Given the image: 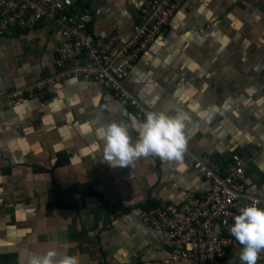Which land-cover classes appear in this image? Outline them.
Masks as SVG:
<instances>
[{
    "label": "crops",
    "instance_id": "crops-1",
    "mask_svg": "<svg viewBox=\"0 0 264 264\" xmlns=\"http://www.w3.org/2000/svg\"><path fill=\"white\" fill-rule=\"evenodd\" d=\"M71 1L90 10L95 35L118 31L127 40L144 0ZM56 35L46 25L0 36V264H26V252L50 246L81 264L164 256L160 234L141 224L139 211L207 191L189 154L223 164L236 152L245 193L264 202V0H183L125 76L146 111L186 114L179 163L104 161L100 125L124 121L135 139L139 122L98 82L65 80L45 102L3 106L7 92L52 73ZM239 250L228 248L221 264H241Z\"/></svg>",
    "mask_w": 264,
    "mask_h": 264
},
{
    "label": "built area",
    "instance_id": "built-area-1",
    "mask_svg": "<svg viewBox=\"0 0 264 264\" xmlns=\"http://www.w3.org/2000/svg\"><path fill=\"white\" fill-rule=\"evenodd\" d=\"M183 0H144L122 40L118 31L95 35L92 14L71 0H0V36L33 30L40 23L56 32L54 71L33 83L14 88L2 98L5 107L30 100L45 102L55 87L69 79L100 83L129 108L137 122L146 111L125 88V76L141 53L164 34V29ZM190 169L208 183L202 195H188L180 203H160L140 209L142 225L160 234L165 255L141 258L132 264H221L228 248L242 247L230 234L233 216L255 196L245 193V160L231 153L219 164L208 155L189 154ZM259 261H264L261 253Z\"/></svg>",
    "mask_w": 264,
    "mask_h": 264
},
{
    "label": "clouds",
    "instance_id": "clouds-1",
    "mask_svg": "<svg viewBox=\"0 0 264 264\" xmlns=\"http://www.w3.org/2000/svg\"><path fill=\"white\" fill-rule=\"evenodd\" d=\"M185 117L183 110L174 114L167 108L147 110L135 139L124 121L113 119L102 123L97 135L103 160L114 168L129 167L134 161L150 156L169 163L181 162L188 147ZM233 221L229 231L242 246L238 252L241 264H257L264 253V207L252 199L239 208ZM25 260L26 264H81L78 254H69L55 246L43 252H26Z\"/></svg>",
    "mask_w": 264,
    "mask_h": 264
},
{
    "label": "trees",
    "instance_id": "trees-1",
    "mask_svg": "<svg viewBox=\"0 0 264 264\" xmlns=\"http://www.w3.org/2000/svg\"><path fill=\"white\" fill-rule=\"evenodd\" d=\"M77 4H79V3H77ZM42 26H46L45 24H42V23H40L38 26H36L33 30H37L38 28H41ZM29 31H31V30H27V31H23L22 33H26V32H29ZM22 33H20V34H22ZM18 35H19V33H17ZM14 36V35H13ZM157 40V39H156ZM155 40V41H156ZM155 41H153L152 43H154ZM151 43V44H152ZM54 69V68H53ZM54 71V70H53ZM52 71V72H53ZM125 81V80H124ZM113 94V93H112ZM125 106H127V105H125ZM128 107V106H127ZM132 109V108H131ZM232 153H236V152H232ZM237 154V153H236ZM157 205V204H156ZM156 205H145V206H141V208L143 209V208H147V207H150V206H156Z\"/></svg>",
    "mask_w": 264,
    "mask_h": 264
},
{
    "label": "snow or ice",
    "instance_id": "snow-or-ice-1",
    "mask_svg": "<svg viewBox=\"0 0 264 264\" xmlns=\"http://www.w3.org/2000/svg\"><path fill=\"white\" fill-rule=\"evenodd\" d=\"M187 119V117H185V120ZM85 127V130H87V126H84Z\"/></svg>",
    "mask_w": 264,
    "mask_h": 264
}]
</instances>
